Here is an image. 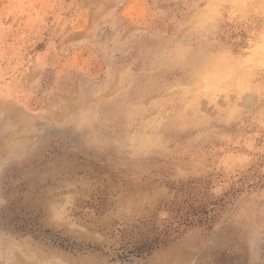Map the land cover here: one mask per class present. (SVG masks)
<instances>
[{"label":"rangeland","instance_id":"rangeland-1","mask_svg":"<svg viewBox=\"0 0 264 264\" xmlns=\"http://www.w3.org/2000/svg\"><path fill=\"white\" fill-rule=\"evenodd\" d=\"M0 264H264V0H0Z\"/></svg>","mask_w":264,"mask_h":264}]
</instances>
